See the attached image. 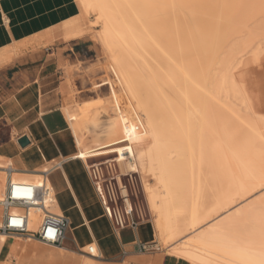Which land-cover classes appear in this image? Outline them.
<instances>
[{
    "label": "bare ground",
    "instance_id": "1",
    "mask_svg": "<svg viewBox=\"0 0 264 264\" xmlns=\"http://www.w3.org/2000/svg\"><path fill=\"white\" fill-rule=\"evenodd\" d=\"M58 2L66 35L93 34L126 93L90 109L130 106L136 113L138 122L110 117L109 147L122 175L141 174L158 244L186 264H264V105L251 86L264 75V0ZM5 11L0 6V67L44 47L51 32ZM9 170L0 167V202ZM44 170L17 181L39 180ZM3 218L0 204V226ZM43 220L31 210L29 232ZM8 238L0 233L1 249L61 257L31 237ZM87 250L99 254L96 245Z\"/></svg>",
    "mask_w": 264,
    "mask_h": 264
},
{
    "label": "crops",
    "instance_id": "2",
    "mask_svg": "<svg viewBox=\"0 0 264 264\" xmlns=\"http://www.w3.org/2000/svg\"><path fill=\"white\" fill-rule=\"evenodd\" d=\"M59 73V65L51 62L19 63L0 70V131L5 137L0 158L21 176L54 166L49 180L56 204L70 220L62 245L67 251L96 245L102 264H183L140 250L142 244L153 243L149 224L138 230L113 227L100 194L103 188L94 186L83 161L85 134L73 128L67 114L73 107L67 101L71 94L63 91L70 86L64 85ZM88 110L92 111L90 105ZM24 136L30 145L23 149L18 140Z\"/></svg>",
    "mask_w": 264,
    "mask_h": 264
},
{
    "label": "rangeland",
    "instance_id": "3",
    "mask_svg": "<svg viewBox=\"0 0 264 264\" xmlns=\"http://www.w3.org/2000/svg\"><path fill=\"white\" fill-rule=\"evenodd\" d=\"M1 4L0 2V6L6 10L4 13L6 17L13 20L15 18L14 12H19L27 25L38 26L41 28V31L50 29L51 32L48 38L45 39L46 44L44 47H33L24 51L23 55L15 56V60L12 63L0 67V70L19 63L34 62L42 64L51 62L58 64L60 69L59 75L63 76L61 80L65 82L64 85L70 86L68 90L65 89L63 91V94H71L67 101L73 107L67 111V114L71 118L75 130L83 129L87 142V145H84L83 154L89 156L88 163L103 162L116 158L117 150L113 149L114 147H109L111 135L108 130L107 121L111 116H120L131 122L138 121L135 111L130 106L123 108L106 106L101 109L94 107L92 111L88 110L89 105L97 101L102 102L106 99H118L126 96L116 73L108 61L106 53H104L103 47L99 44L96 37L93 34L85 35L84 37H69L66 35L57 21V15L63 8L58 0H12L11 3L3 0L4 5L2 6ZM8 7L10 10H7ZM6 17H3L2 20L5 21ZM4 21L2 23L5 24L6 21ZM3 42L4 36L0 34V49ZM251 86L260 93L264 105V75H260L256 80L252 81ZM62 111L64 113L63 107ZM4 140L5 137L0 131V143ZM0 167H2L3 173L13 168L4 160H0ZM52 168L54 166L50 167V169ZM50 169L44 170L45 174L42 175L41 179H36L35 181L29 179L28 181L35 183L37 187L47 184L46 179L50 183ZM136 176L138 177L142 198L149 212V226L153 229V218L149 209L142 177L140 173H137ZM24 178L25 176L17 175L14 181L18 179L23 180ZM105 209L108 214L107 208ZM51 210H56L53 205H51ZM25 241L26 238L23 236L8 238V242L13 243H23ZM153 242L159 245L155 237H153ZM38 244L46 251L54 250L58 254H61V257L51 258L45 255V253H36L33 257H30L25 252L19 253L20 250L12 251L9 249L6 251L0 248V264H102L100 253L92 255L90 250H87L91 245L78 251L69 252L64 249V246L53 248L45 246L42 243ZM149 253L160 254L164 257L170 256L168 251L161 245H159L158 250L156 249Z\"/></svg>",
    "mask_w": 264,
    "mask_h": 264
},
{
    "label": "built area",
    "instance_id": "4",
    "mask_svg": "<svg viewBox=\"0 0 264 264\" xmlns=\"http://www.w3.org/2000/svg\"><path fill=\"white\" fill-rule=\"evenodd\" d=\"M87 171L95 187L102 186L105 195V208L108 210L113 227L117 231L138 230L150 224L149 212L142 198L137 173L122 175L115 158L103 162H94ZM13 171H8V183L5 198L0 202L4 218L0 233L12 237H31L45 246L62 247L70 227V220L64 215H54L48 210L56 199L52 185L44 184L40 194L35 183L13 180ZM19 208L22 213H12ZM44 213V220L37 233L29 232L30 212ZM158 250V245L142 244V252ZM90 253H93L90 250Z\"/></svg>",
    "mask_w": 264,
    "mask_h": 264
},
{
    "label": "water",
    "instance_id": "5",
    "mask_svg": "<svg viewBox=\"0 0 264 264\" xmlns=\"http://www.w3.org/2000/svg\"><path fill=\"white\" fill-rule=\"evenodd\" d=\"M18 144L24 149L30 145V140L27 136H24L18 140Z\"/></svg>",
    "mask_w": 264,
    "mask_h": 264
}]
</instances>
